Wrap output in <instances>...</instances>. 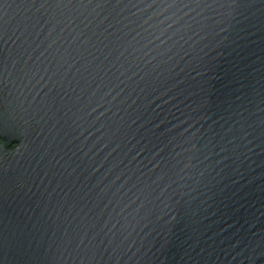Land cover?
Instances as JSON below:
<instances>
[{"label": "water", "instance_id": "obj_1", "mask_svg": "<svg viewBox=\"0 0 264 264\" xmlns=\"http://www.w3.org/2000/svg\"><path fill=\"white\" fill-rule=\"evenodd\" d=\"M209 3L9 0L0 264H264V0Z\"/></svg>", "mask_w": 264, "mask_h": 264}, {"label": "snow or ice", "instance_id": "obj_2", "mask_svg": "<svg viewBox=\"0 0 264 264\" xmlns=\"http://www.w3.org/2000/svg\"><path fill=\"white\" fill-rule=\"evenodd\" d=\"M44 3H48L49 0H43ZM56 2L58 3H63L64 0H56ZM69 3L72 2V0H68ZM79 2L83 3V0H79ZM89 3L92 2V0H88ZM9 3V0H0V12L3 11L4 7ZM33 3H35V0H33ZM190 4H196V5H209V0H189ZM225 3L227 4H235L237 9L242 8V7H246L248 6L250 3H252V0H211V4H219L221 6H223ZM4 70V65L3 62L0 61V74H2ZM4 143L3 140H0V145H2ZM18 147V146H17ZM186 163L183 165H180L179 168H173L171 169L169 172H165L163 169L161 170L160 174H158L157 179L153 181V186H149L152 193H154L157 189L159 188H163L164 185L166 183H168L169 181H174L175 179H177L180 175H183V172L181 171V169L186 166ZM170 172L172 174H170ZM110 177H106V179H109ZM120 177L117 176L116 180H113L112 183L115 185L116 181L119 180ZM103 182V181H102Z\"/></svg>", "mask_w": 264, "mask_h": 264}]
</instances>
